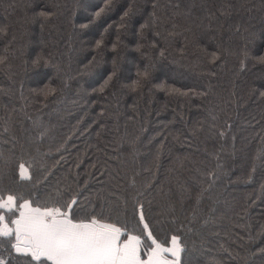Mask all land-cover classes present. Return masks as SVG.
Returning a JSON list of instances; mask_svg holds the SVG:
<instances>
[{
  "label": "trees",
  "instance_id": "16d2710c",
  "mask_svg": "<svg viewBox=\"0 0 264 264\" xmlns=\"http://www.w3.org/2000/svg\"><path fill=\"white\" fill-rule=\"evenodd\" d=\"M130 2L138 10L131 31L145 23L155 3L161 18L158 30L164 37H155L156 29L146 28L145 48L137 51L136 39L129 36L120 82L106 94L93 91L112 71L114 22ZM103 3L0 0V173L6 169V175H0V199L6 201L23 190L37 192L43 200L48 192L70 188L64 197L70 200L80 190L78 208H99L103 201L119 213L123 224L134 213V190L128 182L135 179L139 185L151 179L144 171L149 169L157 179L150 202L145 203V223L161 242L167 241L165 247L171 246L172 235L182 237L185 264H233L220 250L223 246L233 256L236 252L243 255L237 235L255 254L253 264H264V255L258 251L264 247L260 231L264 225V155L259 151L264 135V100L259 95L264 91V64L252 59L264 55V0H112L111 11L93 19ZM176 3L192 12L198 27L182 34L177 28L178 34L167 35L173 23L183 24L168 7ZM220 5H230L223 9L230 15L219 14ZM41 10L57 13L43 27L33 20V14ZM210 11L217 14L209 27V21L202 18ZM109 25L113 27L105 33L108 49L98 54L93 46ZM153 39L157 46L148 47ZM161 48L166 49L163 57ZM217 51L219 62L207 63V54ZM243 51L250 57L238 71ZM149 60L155 67L143 94L122 90L121 84L136 78L137 66L142 69ZM161 82L195 92L207 88L209 94L206 98L168 95L155 87ZM49 85L56 91L45 99L38 90ZM141 123L142 142L133 164L127 142ZM200 123L203 130H194ZM102 124L105 128L98 136ZM217 164L228 176L203 193L204 215L194 218L196 197L207 184L204 174ZM133 171L139 175L132 176ZM110 175L115 179H109ZM21 202L17 198L11 208H0L10 227ZM135 218L139 219L138 211ZM10 251L8 238L0 236L4 264L46 261L30 254L9 255ZM146 251L141 249L142 258Z\"/></svg>",
  "mask_w": 264,
  "mask_h": 264
},
{
  "label": "snow or ice",
  "instance_id": "6c2138e0",
  "mask_svg": "<svg viewBox=\"0 0 264 264\" xmlns=\"http://www.w3.org/2000/svg\"><path fill=\"white\" fill-rule=\"evenodd\" d=\"M55 7L59 8L60 6L57 5ZM113 7L112 0H104L103 5L95 12L93 19L101 17L111 11ZM157 7L158 5L154 3L153 12L149 13L145 23L141 24L134 33L131 31V20L138 11L134 3L130 2L119 21L114 22L115 35L111 39L112 71L108 73L107 78L99 86V89H93V91L106 94L109 89H114L115 84L120 82L122 71L120 65L123 60V51L129 47L125 42L129 36H133L136 39L134 47L137 51L145 48V44L143 43L145 37L143 33L146 28L156 29L153 33L155 37H164V34L158 30L161 27V18L155 11ZM168 7L174 10L172 12L173 17L179 16L182 18L183 24L173 23L171 25L172 31L168 32L167 35L178 34L175 31L177 28H179L182 34L191 32L194 27H198L197 20L193 18L190 10L181 9L179 3L170 4ZM230 7V5H220L219 8L221 11L219 14L230 15V12L223 11V9ZM56 14L54 11L41 10L33 14V20H39L43 27L44 23L52 19ZM216 14L210 11L202 19H207L209 21L208 26L210 27L211 20ZM112 27L113 25H109L100 34L101 38L96 39L93 47L98 54L107 51L108 43L105 39V33H110ZM147 46L155 48L157 41L153 39ZM205 52L207 53V50ZM165 54L166 49L161 48L160 56L163 57ZM145 55L147 56V53ZM220 56L221 53L219 51L208 53L207 63L219 62ZM249 57L250 54L248 51L241 53V58L238 62V71H242L246 67V61ZM2 59L3 57H0V60ZM252 59L264 64V55L252 57ZM94 61L95 57L93 61H89V66ZM154 67L155 65L151 60L145 63L142 69L137 66L136 78L131 80L130 83L121 84V89L130 90L133 93L142 95L143 90L152 80ZM155 87L163 89L168 95L180 97L200 96L206 98L209 94L207 88L203 92H195L189 89L177 88L174 85H168L164 82L155 85ZM38 91L47 99L56 90L49 85ZM111 94L115 96V90ZM259 95L264 100V91H260ZM102 114L103 110L101 112ZM137 116H139V113H137ZM132 119L133 117H128V120ZM104 128L105 125L102 124L100 130L97 132L98 136L101 135ZM194 130H203V123L197 124ZM143 131L144 127L141 123L138 133L127 142L129 155L133 164L136 163L138 146L142 142ZM219 135L224 136V132L220 131ZM261 139L262 143L259 151L264 155V135H262ZM67 142L66 140L65 143ZM60 150L58 149L57 151ZM156 167L157 169L159 168V160L156 161ZM20 169H24V164L20 165ZM144 171L150 174L151 179L141 181L139 185L135 179H130L128 182V187L134 190L132 195L134 213L133 218H125L123 224L120 223L119 213H114L113 209L107 207L103 201H101L99 208L95 206L78 208L77 205H79L81 197L80 190L72 194L70 200L64 199L71 190L70 188H57L53 192H48L43 200L40 199L39 193H25L23 190L15 195H9L6 201L0 199V208H11L13 201L17 198L22 201L16 206L18 215L13 213L15 218L10 221L12 227L7 226L5 223L6 216L0 214V236L8 238L11 248L9 255H12V253L30 254L35 260H40L41 257L46 258V261L41 260V264H46V262H50V264H185L183 254L186 246L182 243V237L172 235L171 246L165 247L167 241L161 242L149 230V225L145 223V203L146 200L150 202L152 188L154 187V181L157 179V174L151 172L149 169H145ZM0 175H6V169ZM23 175L24 173L21 171V176ZM136 175H139V172L133 171L132 176ZM204 175L207 184L200 189V194L196 197L191 213L194 218L204 215V211L200 207L203 193L211 191L218 181L227 178L228 173L223 166L217 164L213 170L206 172ZM251 178L252 176L250 174L249 179L251 180ZM109 179H115V177L110 175ZM25 195H28L29 198L25 199ZM33 204H36V206H33ZM137 211L139 212L138 220L135 218ZM172 211L174 212L175 209L173 208ZM211 211L212 209L209 208L208 212L211 213ZM244 215L246 218L247 213ZM109 220L113 222H108ZM140 225H143L142 229H140ZM242 227H246V225H242ZM138 230L140 234H133ZM260 231L264 233V225L261 226ZM145 233L146 235H144ZM12 234H14V239H12ZM124 236H127V239H124ZM237 239L241 241L239 247L243 250V255L240 252H236L233 256L223 246H221L220 254L227 253L233 261V264H253L255 254L250 252L245 246L243 237L237 235ZM252 239L253 237L249 235L248 240L251 241ZM142 248L147 250V259L141 258ZM258 251L261 255H264V247H261ZM166 253L170 254V258L165 255ZM0 264H4V262L0 260ZM216 264H220V262L217 261Z\"/></svg>",
  "mask_w": 264,
  "mask_h": 264
},
{
  "label": "rangeland",
  "instance_id": "374dc122",
  "mask_svg": "<svg viewBox=\"0 0 264 264\" xmlns=\"http://www.w3.org/2000/svg\"><path fill=\"white\" fill-rule=\"evenodd\" d=\"M124 239H127V237H125ZM165 255L169 256V258H170V254H167V253H166ZM146 257H147V256H145V259H146ZM141 258H142V257H141Z\"/></svg>",
  "mask_w": 264,
  "mask_h": 264
},
{
  "label": "crops",
  "instance_id": "0c3cea01",
  "mask_svg": "<svg viewBox=\"0 0 264 264\" xmlns=\"http://www.w3.org/2000/svg\"><path fill=\"white\" fill-rule=\"evenodd\" d=\"M7 224V223H6ZM7 226H9L8 224H7ZM10 227V226H9ZM142 259H145V258H142ZM146 259H147V257H146Z\"/></svg>",
  "mask_w": 264,
  "mask_h": 264
}]
</instances>
